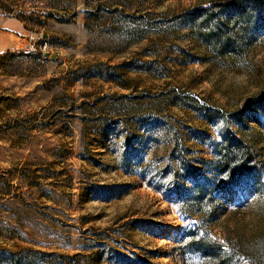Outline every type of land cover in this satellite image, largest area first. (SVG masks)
Returning a JSON list of instances; mask_svg holds the SVG:
<instances>
[{
    "label": "rangeland",
    "instance_id": "1",
    "mask_svg": "<svg viewBox=\"0 0 264 264\" xmlns=\"http://www.w3.org/2000/svg\"><path fill=\"white\" fill-rule=\"evenodd\" d=\"M211 1L0 0L50 45L0 55V264H252L233 245L264 238V116L260 193L222 198L207 235L172 192L187 165L212 176L218 117L264 99V12L233 0L248 22L224 47Z\"/></svg>",
    "mask_w": 264,
    "mask_h": 264
},
{
    "label": "trees",
    "instance_id": "2",
    "mask_svg": "<svg viewBox=\"0 0 264 264\" xmlns=\"http://www.w3.org/2000/svg\"><path fill=\"white\" fill-rule=\"evenodd\" d=\"M259 16L264 12V2L261 0H246ZM233 0L211 1L213 10L206 11L201 18V25L208 34L218 41L224 42V47L232 45L240 30L247 25L244 10ZM214 8L232 9L234 18L225 17L222 23H212ZM264 116V99L246 103L228 119L218 117L224 123L220 141L215 144L214 161L209 170L212 176L205 182L197 180L198 171L191 166H185L184 172L188 178L196 179L193 190L184 192L177 184L172 191L180 198L181 205L185 208L191 218L202 216L200 228L208 235L207 228L217 219L220 211L218 203L222 198H232L234 205L240 206L249 201L252 194L260 193L261 172L260 161L254 149L251 137L253 124ZM235 122L237 130L231 129L230 124ZM205 163L202 162L201 165ZM208 239V236L202 240ZM234 251H238L240 257L250 260L252 264H264V238L246 241L239 236L234 243ZM52 264V262H48ZM58 264V263H53Z\"/></svg>",
    "mask_w": 264,
    "mask_h": 264
},
{
    "label": "crops",
    "instance_id": "3",
    "mask_svg": "<svg viewBox=\"0 0 264 264\" xmlns=\"http://www.w3.org/2000/svg\"><path fill=\"white\" fill-rule=\"evenodd\" d=\"M26 29L24 24L17 19H6L0 30V55L10 52L18 40L27 42L25 39Z\"/></svg>",
    "mask_w": 264,
    "mask_h": 264
},
{
    "label": "built area",
    "instance_id": "4",
    "mask_svg": "<svg viewBox=\"0 0 264 264\" xmlns=\"http://www.w3.org/2000/svg\"><path fill=\"white\" fill-rule=\"evenodd\" d=\"M5 20L6 18L0 15V30L3 28ZM20 51L25 55H48L50 52L49 41L43 37L36 39V41L30 39Z\"/></svg>",
    "mask_w": 264,
    "mask_h": 264
}]
</instances>
